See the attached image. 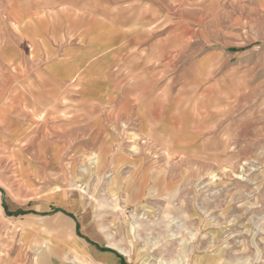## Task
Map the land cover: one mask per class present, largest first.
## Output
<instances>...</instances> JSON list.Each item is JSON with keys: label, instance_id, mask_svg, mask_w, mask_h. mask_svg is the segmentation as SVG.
<instances>
[{"label": "crops", "instance_id": "0c3cea01", "mask_svg": "<svg viewBox=\"0 0 264 264\" xmlns=\"http://www.w3.org/2000/svg\"><path fill=\"white\" fill-rule=\"evenodd\" d=\"M121 9L126 8L113 0H0V264H129L113 243L93 236L104 234V217L72 189L102 186L98 175L111 170L112 186L128 202L157 183L152 158L145 151L132 154L121 138L133 134L142 144L149 141L143 149L156 152L168 144L177 157L205 147L212 137L206 118H231L185 102L184 95L163 96L159 88L135 96L127 73L116 69L135 47L130 27L136 21ZM231 57L209 50L193 58L195 97L210 89L216 60ZM12 70L17 78L31 76L30 84L47 95L57 88L74 93L86 115L88 106H110L120 116L103 118L102 110L95 118H72V106L64 105L63 136L49 133L47 145L40 146L43 136L23 124L31 118L21 110L24 81L9 89ZM9 90L17 92L10 104ZM44 100V106L55 107L52 99ZM32 138L39 139L36 148L19 146Z\"/></svg>", "mask_w": 264, "mask_h": 264}, {"label": "rangeland", "instance_id": "374dc122", "mask_svg": "<svg viewBox=\"0 0 264 264\" xmlns=\"http://www.w3.org/2000/svg\"><path fill=\"white\" fill-rule=\"evenodd\" d=\"M113 1L136 21L130 27L135 47L116 66L127 73L135 96L159 88L163 96L184 95L185 102L231 118H206L212 137L205 147L177 157L168 144L156 152L143 149L133 134L121 138L132 154L145 151L152 158L157 185L122 201L109 180L113 171L104 170L98 175L104 185L73 188L89 210L104 217V234L93 236L121 247L129 264H264V0ZM209 50L232 57L216 60L210 89L195 97L199 77L193 58ZM30 77L17 78L12 70L8 83L11 89L24 81L21 110L31 118L23 124L43 136L40 146L47 145L49 133L63 136L64 105L72 106V118H95L102 110L103 118L120 116L118 107L110 106H88L86 115L74 93L57 88L47 95ZM16 94L8 91L9 104ZM48 98L55 107L43 105ZM38 142L26 139L19 146L34 149ZM113 177L120 175L116 171Z\"/></svg>", "mask_w": 264, "mask_h": 264}, {"label": "built area", "instance_id": "2783aa9c", "mask_svg": "<svg viewBox=\"0 0 264 264\" xmlns=\"http://www.w3.org/2000/svg\"><path fill=\"white\" fill-rule=\"evenodd\" d=\"M2 200H3V194H2V190L0 188V210H1L2 204H3Z\"/></svg>", "mask_w": 264, "mask_h": 264}, {"label": "bare ground", "instance_id": "6f19581e", "mask_svg": "<svg viewBox=\"0 0 264 264\" xmlns=\"http://www.w3.org/2000/svg\"><path fill=\"white\" fill-rule=\"evenodd\" d=\"M165 153V152H164ZM213 176V175H212ZM239 176V175H238ZM237 176V177H238ZM241 177V176H240ZM79 189L81 190V187H79ZM121 251H123L122 249H121V247L119 248ZM126 250V249H125ZM123 252H125V251H123ZM128 253V252H127ZM219 260V259H218Z\"/></svg>", "mask_w": 264, "mask_h": 264}]
</instances>
